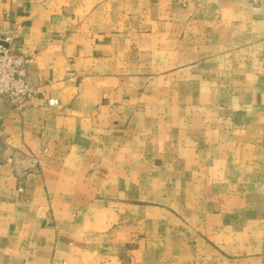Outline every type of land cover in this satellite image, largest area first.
Listing matches in <instances>:
<instances>
[{
    "label": "crops",
    "instance_id": "crops-1",
    "mask_svg": "<svg viewBox=\"0 0 264 264\" xmlns=\"http://www.w3.org/2000/svg\"><path fill=\"white\" fill-rule=\"evenodd\" d=\"M8 33L0 264H264V0H0Z\"/></svg>",
    "mask_w": 264,
    "mask_h": 264
},
{
    "label": "built area",
    "instance_id": "built-area-1",
    "mask_svg": "<svg viewBox=\"0 0 264 264\" xmlns=\"http://www.w3.org/2000/svg\"><path fill=\"white\" fill-rule=\"evenodd\" d=\"M11 46V34H0V96L7 100H27L35 93L28 79V67L33 58L24 53L13 52ZM32 160V164L26 165V170L35 168L36 156H32Z\"/></svg>",
    "mask_w": 264,
    "mask_h": 264
}]
</instances>
